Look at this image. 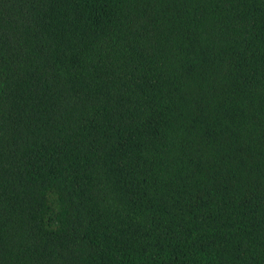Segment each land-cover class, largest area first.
Wrapping results in <instances>:
<instances>
[{
    "label": "trees",
    "instance_id": "trees-1",
    "mask_svg": "<svg viewBox=\"0 0 264 264\" xmlns=\"http://www.w3.org/2000/svg\"><path fill=\"white\" fill-rule=\"evenodd\" d=\"M0 264H264V0H0Z\"/></svg>",
    "mask_w": 264,
    "mask_h": 264
}]
</instances>
